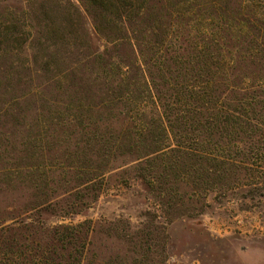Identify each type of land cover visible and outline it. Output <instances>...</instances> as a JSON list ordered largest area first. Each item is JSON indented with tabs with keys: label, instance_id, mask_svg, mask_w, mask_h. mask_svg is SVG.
Instances as JSON below:
<instances>
[{
	"label": "trees",
	"instance_id": "trees-1",
	"mask_svg": "<svg viewBox=\"0 0 264 264\" xmlns=\"http://www.w3.org/2000/svg\"><path fill=\"white\" fill-rule=\"evenodd\" d=\"M211 1L179 0L178 17L165 9L166 22L137 21L136 53L111 61L97 54L89 78L64 74L70 82L51 87L66 93L62 107L59 99L47 103L33 95L42 130L21 148L0 133V184L30 191L21 211L7 207L0 214V264H83L89 227L47 223L55 206L49 179L45 168L26 162L59 141L69 148L67 182L75 183V202L98 191L109 162L119 158L130 159L135 176L157 195L187 186L190 197L234 192L264 201V37L254 5ZM112 25L123 29L120 20ZM123 39L116 44L132 46ZM61 113L71 120H60ZM50 126L61 135L46 142ZM116 229L109 224L105 233L119 237ZM144 236L121 237L139 255L133 264H151Z\"/></svg>",
	"mask_w": 264,
	"mask_h": 264
},
{
	"label": "rangeland",
	"instance_id": "rangeland-1",
	"mask_svg": "<svg viewBox=\"0 0 264 264\" xmlns=\"http://www.w3.org/2000/svg\"><path fill=\"white\" fill-rule=\"evenodd\" d=\"M198 2L208 5L212 1ZM218 2L232 8L245 2L254 5L259 34L264 37V0ZM179 3V0H0V133L21 148L22 143L42 130L37 119L41 113L33 95L37 93L36 98L42 97L47 103L59 99V108L62 107L67 102L66 93L58 94L51 87L68 83L70 79H63L64 74L89 78L97 54L105 59L110 56L108 61L119 55L132 56L140 48V40L133 39L141 35L136 22L155 19L166 22L169 17L165 9L171 13L178 11ZM178 15L173 13L172 18ZM203 15L208 17L211 13ZM191 17H195L194 13L189 14ZM116 19L123 23L120 32L112 29V21ZM117 37L131 38L132 46L117 45ZM141 49L148 52L144 46ZM71 117L61 113L58 118L67 122ZM44 131L46 142L61 135L60 130H52L51 126ZM68 150L59 141L50 152L26 162L45 168L49 179L50 202L55 206L54 213L44 217L47 223L84 224L83 230L89 227L83 264H103L113 259L120 264H133L139 255L121 237L134 238L141 231L145 232L147 261L151 264H264V201L242 198L234 192L190 197L187 186H175L169 194L157 195L135 176L130 159L119 158L109 162L100 189L89 192L83 203L75 202L72 197L77 190L75 183L67 182L73 165ZM29 196L30 191L24 186L11 189L0 184V214L7 207L21 211ZM10 223L5 221V225ZM109 224L115 225L119 237L105 233Z\"/></svg>",
	"mask_w": 264,
	"mask_h": 264
}]
</instances>
